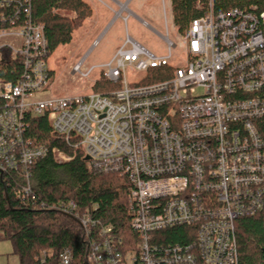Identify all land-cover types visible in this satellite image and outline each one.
<instances>
[{"label": "built area", "instance_id": "built-area-1", "mask_svg": "<svg viewBox=\"0 0 264 264\" xmlns=\"http://www.w3.org/2000/svg\"><path fill=\"white\" fill-rule=\"evenodd\" d=\"M30 14V0H0V62L6 49L20 66L14 83L0 79V171L23 176L16 197L31 198L34 162L50 153L67 163L80 151L95 170L127 180V241L73 200L52 207L79 220L89 264H239L235 222L264 214V11L210 4L190 22L176 67L165 20V55L126 35L107 61L71 66L79 80L96 71L117 89L45 98L53 72L44 27ZM155 68L170 74L150 84L126 78ZM33 118L46 119L62 148L29 138ZM175 228L187 229L179 242L158 234ZM37 264H72V253L41 252Z\"/></svg>", "mask_w": 264, "mask_h": 264}, {"label": "trees", "instance_id": "trees-1", "mask_svg": "<svg viewBox=\"0 0 264 264\" xmlns=\"http://www.w3.org/2000/svg\"><path fill=\"white\" fill-rule=\"evenodd\" d=\"M171 14L177 32L182 35L190 22L202 17L212 5L214 12L255 7L264 11V0H170ZM32 21L44 27L48 57L59 47L70 44L72 34L91 16V6L84 0H30ZM66 13V14H64ZM73 15L71 18L69 15ZM0 79L14 83L20 75L18 61L3 50ZM53 74V73H51ZM168 68H155L147 73L142 84L168 77ZM119 87L98 77L92 86L94 93H107ZM29 138L49 150L62 145L50 133L45 118H33ZM20 174L0 171V242L9 241L11 255L18 264H37L41 252H49L55 260L63 250L72 253V264H89V242L77 218L55 208L60 202L73 200L78 212H88L101 225L111 224L114 235L127 241L131 236L127 217V180L116 173L95 170L84 155L77 151L67 163H59L49 153L34 162L29 169L31 198L22 202L15 190L24 185ZM175 228L158 233L167 242L183 240ZM239 264H264V214L241 218L235 222Z\"/></svg>", "mask_w": 264, "mask_h": 264}, {"label": "rangeland", "instance_id": "rangeland-1", "mask_svg": "<svg viewBox=\"0 0 264 264\" xmlns=\"http://www.w3.org/2000/svg\"><path fill=\"white\" fill-rule=\"evenodd\" d=\"M84 1L90 3L92 7L102 9V7H98L100 6L98 2L92 0ZM102 1L113 7V9H117L109 0ZM127 10L131 15L129 14L126 22L117 19L111 25H108L113 18V14L102 9L101 14H106L107 22L102 26L95 27L91 23L92 21L86 20L72 34L70 44L57 48L47 59L48 68L53 72L51 86L38 97L92 94L91 84L97 80V72H92L87 79L79 80L77 76L71 73V66L83 58L85 59L84 67L87 69L92 65L107 61L113 51L122 44L126 35L155 56L165 55V41L161 37L165 35L164 20L167 24L168 38L176 45L169 60V65L176 67L185 64L183 40L186 36V31L182 35L177 32L172 20L169 0H163V2L162 0H131L127 4ZM126 14L127 12L124 11L123 16ZM69 16L73 17L71 14ZM140 20L144 21L149 27L145 26ZM94 42H96V45L92 47ZM126 78L132 83H138L147 79V73L131 71L127 72ZM57 147L60 146L57 145ZM11 253V243L9 241L0 242V264H18L17 258Z\"/></svg>", "mask_w": 264, "mask_h": 264}, {"label": "crops", "instance_id": "crops-1", "mask_svg": "<svg viewBox=\"0 0 264 264\" xmlns=\"http://www.w3.org/2000/svg\"><path fill=\"white\" fill-rule=\"evenodd\" d=\"M92 1H95V2H98V4L100 6L98 7H102V9H104V11H108L110 13L113 14V18L110 22V24L108 23V25H111L115 20L117 19H121L122 21L126 22L127 19H128V16L129 14L131 15V13L128 12L127 10V4L131 1V0H124V1H121V0H109V2L111 4H113L114 6L117 7V9L115 10V8L113 9V7H111L110 5H108L107 3L103 2L102 0H92ZM163 2V0H162ZM88 3V2H87ZM90 6L91 4L88 3ZM169 4H170V11H171V1L169 0ZM123 7V11L121 12V8ZM102 9L101 8H95V7H92L91 6V10H92V13H91V16L87 19V20H90L92 21L91 23H93V25L95 27H98V26H102L105 22H107L106 20V14L104 13L103 15L101 14L102 13ZM103 11V12H104ZM126 11L127 14L125 16H123V12ZM172 15V14H171ZM141 21V20H140ZM143 24H145V26H148L144 21H141ZM149 27V26H148ZM152 29V28H151ZM153 30V29H152ZM156 34H158L155 30H153ZM96 43V42H94ZM93 43L92 47L95 46ZM117 49V48H116ZM115 49V50H116ZM114 50V51H115ZM113 51V53H114ZM112 53V54H113Z\"/></svg>", "mask_w": 264, "mask_h": 264}, {"label": "water", "instance_id": "water-1", "mask_svg": "<svg viewBox=\"0 0 264 264\" xmlns=\"http://www.w3.org/2000/svg\"><path fill=\"white\" fill-rule=\"evenodd\" d=\"M85 160H88V157H86Z\"/></svg>", "mask_w": 264, "mask_h": 264}]
</instances>
